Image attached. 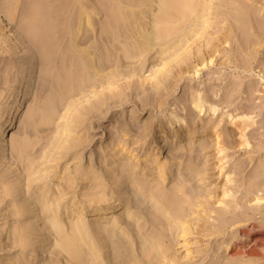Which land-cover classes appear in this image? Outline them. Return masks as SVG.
Listing matches in <instances>:
<instances>
[{
  "label": "bare ground",
  "instance_id": "1",
  "mask_svg": "<svg viewBox=\"0 0 264 264\" xmlns=\"http://www.w3.org/2000/svg\"><path fill=\"white\" fill-rule=\"evenodd\" d=\"M17 1L0 0V29L3 28V30L11 32L10 41L14 54L20 49L27 54V60L23 59V66H25L24 71L28 72L23 77H17L15 81L18 89L24 88V95H20L8 117L0 122V175L8 173L14 176L13 183L3 182L4 184L0 188V204L13 197L14 205L12 209H8L5 213H1L0 210V216L3 219L13 216L18 219L20 217L33 218L34 223H30L29 226L20 231L18 228L14 230L16 235L13 237V242L10 243L11 249L17 248L22 255H25L24 251H29L28 248L31 244L36 243L34 249L30 250L34 253V256L36 258L39 255L47 256L41 264H161V259L166 260L167 256L174 251L173 247L176 244L177 223L184 211V207L178 205L179 200L197 204L193 212H197L194 215L199 217H202L205 212L208 213L207 210H211L210 206L212 204L218 203L220 207L215 208L213 206L214 210L211 211L219 216V219L216 220L218 222L216 230H222V232L224 231L226 219H231L229 225L237 220L234 218L235 215L225 216L226 214L237 212L240 209L255 212L264 206V187H260L261 181L258 179L259 173L264 170H255L248 175L247 183L243 184L239 176L243 171L240 166L234 167L233 170L225 173L229 188L222 196L212 195L209 198L206 196L197 198L196 180L210 179L212 173H206L205 171L208 168L206 166L200 167V161L196 163L197 156L190 157V161L186 162L185 157L183 158V155H178V152H176L178 138L184 137L181 133L184 117L180 114H175L168 119V130L172 129L177 132L165 138L163 144L164 153H168L169 162L171 161L172 166H175L173 179L176 180V183L170 190L164 187L160 178L164 181L166 173L172 171V166H170L169 172H166L163 165L156 164L158 168L157 179L160 182L154 188L155 193L149 196L148 193L146 194L149 190H139L135 187V185L142 186V184L133 177L134 166L128 164L113 176L114 180L111 182L119 190L125 189L123 193H120L119 203L113 207H107V205L103 208L100 203H97L101 199L100 196L85 200L89 204L90 213L88 215L92 217L87 221L111 213L117 214L119 212L123 214L122 210L125 204H129L132 208L140 209L143 212L140 214L143 219L141 225L131 228L125 220L123 226L128 225L119 233L115 231L114 226H102L99 223H92L89 226L90 230L74 222L68 226V223L62 221L63 216H59V212H62L60 206L63 195L69 191V188L75 187L74 178L67 183V187L61 183L59 184L61 185L59 193L62 194L54 199L57 204L55 209L52 205L54 200L47 197L51 187L41 189L37 185L35 191H30L36 178L33 177V172H30L27 168L32 167V165L28 166L26 164L27 161L34 158L25 151V153L21 151L24 147L22 145H25L22 144L24 137L23 139L12 140L11 146L13 151L16 152L14 157H12V153L15 152H12V155H9L8 152L9 142L11 141L9 130L18 125L24 110L29 105L28 101L32 94L28 92V89L31 90L36 83L34 73L38 63L41 72L43 74L45 72L49 73L51 79L53 78L52 81L54 80L56 85H51V88L69 82V84L67 83L68 87H63L62 90L66 94H77V92L94 83H101L99 85L102 86V83L104 85L106 81L116 83L121 78H129L130 80L125 85L118 84V93L127 92L125 95H128L139 89L136 85L138 80L135 75L143 71L145 63L150 60L148 56H162L165 64H168L165 68V74L160 77L156 72H151L157 81L165 78L168 81L167 85L170 83V80L166 78L167 76L181 75L190 68L192 63L204 64L206 62L205 66L216 65L218 62L217 56H230V59L224 61L222 65L231 63L237 71L252 72L255 76H258L257 83L263 87H254L249 95L243 96L244 102L240 105L241 109L246 112L251 108L258 107L257 104L264 102V62H259L255 66L252 64L256 60V56H260L264 49V0H250L251 2L248 0H93V2L88 0H24L21 12L23 18L24 15L25 17L26 15L29 16V21H22V24H18L14 28V24H11V15H13V4ZM252 2L260 6L258 8L252 7ZM37 14H40L38 19L35 17ZM95 17H99V21L96 22ZM218 22L224 25L220 26ZM36 26H44L47 29V32L43 30L48 34H46L48 36L46 37L48 38L47 43L45 42L46 39L43 38L44 34H36L35 31L38 28ZM79 34H83L81 43L78 41L80 39L78 38ZM35 38H38V40ZM39 38L45 40L41 41ZM6 43L8 41L1 37L0 30V50L3 51ZM187 43L188 47L185 48L184 45ZM220 43H227V46L219 48ZM260 43L262 44L257 45ZM93 56L95 57L93 58ZM212 56H215V59H212ZM247 56H250V60L246 59ZM82 66L88 71L86 72ZM197 71L195 70L194 73ZM46 73L45 76L42 75L45 78H47ZM40 80L43 83L45 82L41 78ZM47 82L48 79L45 83ZM54 89L52 88L53 91ZM22 92L23 90H21V94ZM66 94L64 96H67ZM206 96V94L201 95L198 93L196 98L191 95L192 108L197 109L198 112L201 111L203 103L207 102L208 98ZM98 99L106 102L112 99V96L104 94ZM98 103L100 102L97 99L93 100L88 108L89 114L100 109ZM216 105L213 104V112ZM183 111L186 113L187 108L184 107ZM249 119H251V116L246 113L242 118L237 119V124H234L242 138L247 135L246 128L254 124ZM186 126L188 127L189 124H186ZM148 129H151V127ZM158 130L164 132L163 129ZM120 131L126 133L125 130ZM140 131L148 134V130H144L142 127ZM193 133L192 130L186 136L189 137ZM115 137L122 144V148L129 142L122 136L116 135ZM151 138L153 137L151 136ZM140 139L137 137L133 139L134 141L132 140V143L138 142ZM157 139L158 137L154 139L155 142H157ZM227 141L229 144L233 143L232 134H229ZM242 143L245 146L248 145L247 142ZM141 148L136 147L131 149V152ZM261 149H264L263 144L255 148L251 147V150L256 152ZM49 151L39 156L42 162L54 157L53 153ZM3 154L5 160H8V163L10 162L9 164L2 161ZM126 155H133V159L136 161L144 160L138 158L137 154L126 152L124 157ZM177 157H182L183 161H177L176 163ZM156 158L154 157L152 161L154 162ZM183 163L185 164L183 165ZM181 165L186 170L188 168L190 174L182 173L179 168ZM176 169L178 173L174 177ZM46 171H49L48 168ZM148 171L154 173V167H149ZM231 174H233V177H231ZM22 175L23 177H21ZM89 177L90 175H87L86 179ZM77 178L80 179V177ZM92 179L94 181L92 187H95L97 181L95 178ZM50 180L46 177L42 183L46 182L47 185H50ZM85 182L89 181L86 180ZM132 183L134 186L131 187L130 196L127 195L129 190H126V188ZM12 189L15 190L14 193H12ZM164 189L166 192H163ZM233 189L234 192H229ZM211 190L213 192V189ZM238 193L240 194L238 195ZM53 194L55 193L53 192ZM125 200H127L126 203ZM167 203L169 204L167 205ZM169 205L171 207L177 205V207L173 211L172 208L168 209ZM166 211H169L167 215ZM160 215L165 217L163 221L157 219ZM120 218H122L121 215L115 217L116 220H120ZM214 219H216V216H214ZM239 221H241L240 218ZM180 225L184 230L183 233L188 234V221L184 219ZM145 227H147L146 230ZM149 228L151 233L147 231ZM259 230L261 228L254 223L238 227L234 242L226 243L225 252L231 258L253 253L264 264V232L260 239L252 240L250 236L251 233L259 232ZM199 231L206 233L212 231V229L209 225L207 227L204 225L199 226ZM84 234H93V240L95 235H98L102 242L108 239L109 246L113 247V254L104 256V254L98 252V244H91L92 241L85 239ZM32 235L34 236L31 239ZM249 249L251 251L248 253ZM208 256V248H206L205 258ZM30 260H32V257ZM168 261L169 264H180L175 257L168 259ZM14 264L32 263H29L26 257L24 259L14 257ZM225 264L232 263L225 261Z\"/></svg>",
  "mask_w": 264,
  "mask_h": 264
},
{
  "label": "rangeland",
  "instance_id": "2",
  "mask_svg": "<svg viewBox=\"0 0 264 264\" xmlns=\"http://www.w3.org/2000/svg\"><path fill=\"white\" fill-rule=\"evenodd\" d=\"M88 1L93 2V0ZM248 1L251 2L250 0ZM23 3L24 0H18L17 3L15 2L13 4L11 24H14V28L15 26L17 27L18 24H22V21H29V16L27 17L26 15L25 17L24 15L23 18V13L21 12L23 10ZM251 6L258 8L260 5L252 2ZM35 17L38 19L40 14L35 15ZM95 21H99V17H95ZM218 25L223 26L224 24L218 22ZM37 27L43 28L39 30ZM41 27L36 26L37 29L35 28V32L36 34L41 33L40 35L44 34L43 38L46 40L43 38V40L40 38L39 40H45L47 43V29H45L44 26ZM0 30L1 37L5 38L9 43L4 44L3 51L0 50L1 122L8 117L11 109L19 100L20 95L22 96L25 93L24 88L18 89L16 87V78L23 77L28 72L24 71L25 66H23V59H26L27 54H25V51H21V49L17 50L16 54H14V49L11 48L12 43L10 41L11 32H8V30L5 31L3 28ZM43 30H46V32L44 31V33ZM83 34L78 35V38H80L78 41L80 43L81 39H83ZM37 35L35 36L39 37ZM35 39L38 40V38ZM261 44L262 43L257 45ZM225 46H227V43L219 44V48ZM184 47H188V43L185 44ZM94 57L95 56H93V58ZM148 57H150V60L148 63H145L143 71L135 75V78L138 80L136 85L139 89L134 90L128 95H125L127 92L118 93V84L122 86L125 85L130 80L129 78H121L116 83H109V81H106L104 85L102 83V86L99 85L101 83H94L79 91L80 93H73L74 95L66 94V92L62 91L65 87H68L67 85L69 82H66V84H59L61 86L57 85V90L52 86L53 89L55 88L53 91L51 85H56L54 80L52 81L53 78L51 79L48 75L49 73L46 72L47 78H45V73L43 74L41 72L42 70L39 63L36 66V71L34 73L36 83L31 90L28 89V92L32 94V97L28 101L29 105L24 110L18 125L9 130L11 141L9 142L8 152L9 155L13 154L12 157H14L16 152L13 151L11 142L12 140L18 138L23 139L24 137L22 144L25 145H22L24 147H21L22 150H20L22 152L25 151L34 158L31 161H27L26 164L28 166L32 165V167L27 168L30 172H33V177L36 178L32 183V188H30L31 192L36 190L37 185H39L41 189L51 187L47 197L54 200L57 196L62 194L59 193V188H61L59 184L61 183L63 186L67 187V183L71 182L74 178L75 187L69 188V191L63 195L61 199L62 204L60 206L62 212H59V216H63L61 218L62 221L68 223V226L74 222L90 230L91 228L89 226H91L92 223H99L102 226H114L115 231L119 233L124 230L125 226L128 224L131 228H135L136 225H141L143 223V219L140 215L143 212L140 209L132 208L129 204H125L127 200L124 201L123 214L119 212L117 214L111 213L87 221V219H91L92 217L88 215L90 213L89 204L85 200L90 197L100 196L101 199L97 203H100V206L103 208L107 205V207H113L119 203L120 193H123L125 189L119 190L118 187H116L115 184H111V182L114 180L113 176L128 164L134 166L133 177L142 184V186L135 185L137 189L149 190L146 194L148 193L147 195L151 196L155 193L154 188L157 187V183L162 181L164 187L170 190L176 183V180L173 179L175 166H172L171 161L169 162L168 153H164L163 144L165 138L177 132L172 129L168 130L167 128L168 119L175 114H180L184 117L183 126L181 127V133L184 137L178 138L176 152H178V155H183L186 162L190 161V157L197 156L196 163L200 161L199 166L202 168L206 166L208 170L205 172L212 173L210 179L196 180L195 187L198 188L197 198H202L204 196L209 198L212 197V195L222 196L229 188L225 173L233 170L234 167H242L241 169H243V171L239 176L243 184L247 183L248 175L252 172L257 169L264 170V149L257 152L251 150V147L255 148L261 144L264 146V102L257 104L259 105L258 107L251 108L246 112H243L240 106L244 102L243 96L249 95L254 87H262L257 83L258 76H255L252 72L237 71L231 63L222 65L224 61L230 59V56L220 55L217 56L218 62L216 65L205 66L204 64L206 62H204V64L195 62L181 75L175 77L172 75L170 77L167 76L166 78L170 80V83L167 85L168 81H166L165 78L157 81L151 72H156L160 77L165 74V68L168 64H165L162 56ZM212 57V59H215V56ZM246 59L250 60V56H247ZM259 62H264V49L260 56H256V60L253 61L252 65L255 66ZM82 67L84 68V66ZM82 67L80 68L83 71ZM195 70L198 71L194 73ZM40 78L45 80V82L46 79H48V82L43 83ZM58 86L59 88L62 87L60 88L62 92ZM46 89H48V91H46ZM21 90H23L22 94ZM198 93L201 95L206 94V98H208L207 102L203 103V107L199 112L197 109L192 108L191 99V95L197 98ZM64 94L67 96H64ZM104 94L112 96V99L106 102L100 101L101 98L100 100L98 98L100 96L102 97ZM96 99L100 102L98 103L100 109L97 112L89 114L88 108L93 100ZM213 104H217L214 112ZM184 107L187 108L186 113L183 111ZM246 113L251 116L249 120L253 121L254 124L246 128L247 135L242 138L234 124H237V119L242 118ZM186 124H189V126L187 127ZM141 127L144 130H148V134L141 132ZM150 127L151 129H148ZM158 129H163L164 132H159ZM120 130H125L126 133ZM192 130L194 133L189 137L186 136ZM229 134L233 136L232 144H229L227 141ZM116 135L122 136L125 140H129L127 144H125L126 142H121L125 144L124 148H122V144L116 139ZM151 136L153 138H151ZM137 137L141 139L138 142L132 143V140ZM157 137V142H155L154 139ZM242 142H247L248 145L245 146ZM63 144L66 146L64 147ZM136 147L142 148L131 152V149ZM48 150H50V153H53L54 157L46 162H42L39 156L41 154H46ZM126 152H129V154H137L138 158L144 160L136 161L133 159V155H126L124 157ZM155 154L157 155L155 156ZM3 157L2 161L8 163V160H5L4 154ZM154 157L157 158L153 162L152 160H154ZM94 158L96 163L94 162ZM181 158L182 157H177L176 163L177 161L182 162L183 158ZM157 163L163 165L166 172H169L170 166H172V171L166 173L164 181L162 178H160V181L157 179ZM185 163H183V165ZM19 165L21 166L22 163ZM183 165L179 167L181 172L190 174L188 168L186 170ZM193 166L194 164L192 167ZM149 167H154V173L148 171ZM47 168L49 170L48 172L46 171ZM177 173L178 171L176 169L174 177ZM76 175L80 177V179L77 177L75 178ZM87 175H90V177L86 179ZM21 177H23V175ZM46 177L51 179L49 181L50 185H47L46 182L42 183ZM231 177H233V174H231ZM92 178H95L97 181L95 187H92L94 183ZM258 179L261 181L260 187L263 188L264 171L259 173ZM12 180H14L13 174L3 173L2 176L0 175V188L4 183H13ZM86 180L89 182H85ZM133 186L132 183V185L126 188V190H129L127 195L131 194V187ZM211 189H213V192ZM12 190V193H14L15 190ZM234 191L233 189L229 192ZM53 192L55 194H53ZM163 192H166V190L164 189ZM239 194L240 193H238V195ZM105 199L107 200L104 201ZM121 202H123V200H121ZM168 204L169 203H167V205ZM13 205V197L7 199L5 203L0 204L1 213H5L8 209H12ZM52 205L56 209L57 204L55 200ZM171 205L168 206V209L172 208L174 211L177 205L173 207H171ZM178 205H182L184 211L177 223L178 235L176 244L173 247L174 251L167 256L166 260L162 258L161 264H169L168 259L172 257H175L176 261L180 262V264H225V261L231 262L232 264H263L259 257L254 256L253 253H249L251 249L248 250V255L231 258L227 252H225L224 247L227 242H234L238 227L248 225L249 223H254L261 228L259 232L251 233V239H260L262 237V233L264 232V206L260 207L255 212L240 209L237 212L226 214L225 216L235 215L234 218L237 220L229 225L231 219H226L224 231L222 232V230H216L218 226L216 220L219 219V216L217 214L215 215L214 211H211L214 210L213 206L215 208L220 207L218 203L212 204V206H210L211 210L208 209V213L205 212L202 217L194 215L197 213L193 212L197 204L193 202L186 203L183 202V200H179ZM71 210L73 211L71 212ZM165 213L167 215L169 211ZM120 215L122 218L116 220L115 217ZM214 216H216V219H214ZM239 218L241 221H239ZM157 219L163 221L165 217L160 215ZM184 219L187 220L189 224L188 234L183 233L184 230L180 225L181 221ZM125 220L128 224L123 226ZM30 223H34L33 218L20 217V219H18L16 216H13L3 219L0 216V248H3L0 249V264H14V257L22 259L26 257L29 263L41 264L44 258L47 257L46 255H39L36 258L34 253L30 251L32 248L34 249L36 243L31 244L30 248H28L30 253L27 250L24 251L25 255H22L21 251L17 248H10V243L13 242V237L16 235L14 230L18 228L20 231L26 226H29ZM204 225H206V227L209 225L212 231L206 233L200 232L199 226ZM144 229L146 230L147 227ZM147 231L151 233L150 228ZM33 236L34 235L31 236V239ZM92 237L93 234H84L85 239L92 241L91 244H98V252L104 254V256H106V254H113V247L109 246L108 239L102 242L100 236L95 235L94 240ZM206 248H208L209 255L207 258H205ZM31 257L32 260H30ZM39 259H41V261H39Z\"/></svg>",
  "mask_w": 264,
  "mask_h": 264
}]
</instances>
